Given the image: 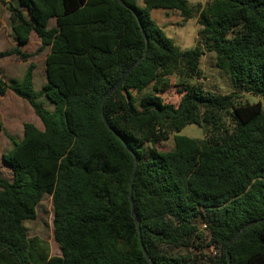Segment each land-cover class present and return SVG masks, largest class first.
Wrapping results in <instances>:
<instances>
[{
	"label": "trees",
	"instance_id": "1",
	"mask_svg": "<svg viewBox=\"0 0 264 264\" xmlns=\"http://www.w3.org/2000/svg\"><path fill=\"white\" fill-rule=\"evenodd\" d=\"M0 2L8 3L16 42L0 50V59L27 60L32 54L21 46L32 33L40 42L33 53L48 48L37 91L32 63L20 81L7 83L0 71V96L9 89L27 100L42 125L24 122L21 140L9 137L12 147L1 155L12 177L0 172V264H151L128 199L133 154V207L153 264H189L188 252L180 250L196 242L220 250L210 264H228L225 246L232 235L264 217V0ZM152 9L176 11L182 21L196 16L195 45L175 48L151 18ZM50 19L55 25L48 28ZM211 50L233 92L185 88L176 105L136 107L131 91L156 89L172 73L200 78V59ZM144 51L103 104L112 131L101 118V100ZM236 92L259 99L239 103ZM41 96L51 108L37 101ZM188 124L203 128L200 141L179 134ZM170 134L172 147L158 150ZM44 194L51 196L59 248L49 257L23 225L35 218ZM228 253L231 264H264V221L246 227Z\"/></svg>",
	"mask_w": 264,
	"mask_h": 264
},
{
	"label": "rangeland",
	"instance_id": "2",
	"mask_svg": "<svg viewBox=\"0 0 264 264\" xmlns=\"http://www.w3.org/2000/svg\"><path fill=\"white\" fill-rule=\"evenodd\" d=\"M187 1L191 5H196L201 4L206 0ZM10 3L17 5L15 0H11ZM138 3L141 5L140 0H138ZM7 6V2L5 5L0 3V16L2 18L5 13L8 15ZM168 15L165 16L162 12L156 11L153 14V18L158 25L161 24L160 26L162 27L163 32L172 40L175 48L183 49L194 46L197 40V30L199 29L196 16L191 20L182 21L176 11H170L168 12ZM7 18L3 19L5 23H8ZM6 47H10V45L6 44ZM32 48L33 43L23 47L24 50H31ZM45 52L46 50L36 54L32 53L33 55L31 56L32 59L35 60L36 65V74L34 75L35 78L33 83L35 91L39 90L44 81L45 73L41 57ZM6 63L7 60L1 62V70H3L2 67H4ZM15 66L17 67V71L21 72L23 67L20 65L22 68H18L17 64ZM25 67H27V63L25 64ZM199 68L202 71L200 78L190 79L181 76L180 74L172 73L168 75L165 78L166 81H162L156 89L147 86L139 92L131 91L129 95L132 96L136 107L140 108L145 102H155L158 104L170 103L176 105L185 88L198 87L204 91L218 94L220 96L234 91L228 73L219 70L215 66V52L213 50L204 52L199 62ZM6 80L9 81V79ZM234 98V101L239 103H253L259 99L258 96L254 94L239 92H236ZM37 101H42L44 106L51 108V105L44 96L37 98ZM0 116L3 126V130L0 131V172L4 178L10 180L12 177L11 169L1 157L3 152L8 151L12 147L9 137H12L18 143L22 138V124L24 122H30L38 128H42V125L27 100L17 96L11 92V90H9L7 94H4V96H0ZM179 134L187 135L200 141L204 137V130L202 127L188 124L181 129ZM172 137V134H170L169 138L158 143L156 148L161 151H167L170 149L173 143ZM145 147H149L148 144H146ZM51 221V196L44 194L36 207L35 218L32 220H25L23 225L28 237H35L40 241L39 246H41L43 254H45L46 257L59 255L58 245L53 239ZM196 245L198 247L192 245L188 250L185 248L180 250L181 253L188 252L189 258L187 259V262L189 264H210L212 258H215L213 259V262L218 259L220 250L217 248L203 247V245H200V242H196Z\"/></svg>",
	"mask_w": 264,
	"mask_h": 264
},
{
	"label": "crops",
	"instance_id": "3",
	"mask_svg": "<svg viewBox=\"0 0 264 264\" xmlns=\"http://www.w3.org/2000/svg\"><path fill=\"white\" fill-rule=\"evenodd\" d=\"M5 1H8V0H5ZM10 1L11 0H9V2ZM15 2L17 3V0H15ZM5 4H6V2H5ZM156 11L157 12H162V14H164L165 16L168 15V13H166L162 9H152L150 11V15H151V18L154 21H155V19L153 18V14ZM7 16L8 15L6 13L3 15V18L0 16V50H5V49L11 48V47L16 45V42L14 41V39L12 38V36L10 34V27H9L8 23H5L4 20H3L4 18H7ZM54 25H55L54 19H50L48 21V23H47V27L48 28L53 27ZM30 43H33V48L31 50H24L23 47L28 45V44H30ZM6 44L10 45V47H6ZM39 44H40L39 39L32 33L30 35V37H29L28 43L25 44L24 46H21V50L24 51V52L32 54L35 51V49L38 47ZM44 50H46V52L42 55V57L40 56L42 58L43 62H44L45 55L48 52V48H45ZM31 56L27 60H24V61L19 59V58H17L16 56H8V57L1 58L0 59V71H1V74L3 75V79L7 83H10L12 81H20L22 79L24 73H25L26 68H27V67H25V64L27 63V66H28L29 63H32L33 64V69L31 71V74H32V85H33L34 78H35L34 75L36 74V68H35L36 65H35V60H33ZM5 60H7V63H6V65H4V67H2L3 70H1V66H2L1 62L5 61ZM16 64H17L18 68H22L23 67L21 72L17 71V67L15 66ZM20 65L22 67H20ZM43 66H44V63H43ZM6 79H9V81H7ZM33 88H34V86H33ZM8 91H9V89L5 92V94H7Z\"/></svg>",
	"mask_w": 264,
	"mask_h": 264
},
{
	"label": "water",
	"instance_id": "4",
	"mask_svg": "<svg viewBox=\"0 0 264 264\" xmlns=\"http://www.w3.org/2000/svg\"><path fill=\"white\" fill-rule=\"evenodd\" d=\"M119 3L121 5H125V3L123 2V0H118ZM133 15L135 16L139 26H140V30H141V33L145 39V41L147 42L146 40V36H145V32L143 30V27L141 26V23H140V20L138 19V16L136 14V12H133ZM146 54V51H144V53L138 57L133 63H131L128 68L126 69V71L123 73V75L117 80V82L112 85L107 91L106 93L104 94L102 100H101V104H100V114H101V118L105 124V126L112 130L110 125L108 124L107 122V119L105 118L104 116V113H103V104L106 100V98L116 89L117 86H119L123 80L126 78V76L128 75V73L131 71V69L141 61V59L145 56ZM113 131V130H112ZM115 133V132H114ZM117 135V133H115ZM118 137L121 139L122 143L124 145L125 144V141L123 140V138L121 136L118 135ZM129 149V148H128ZM133 154V152H131ZM136 169H137V158L135 157V155L133 154V170H132V174H131V178H130V183H129V192H128V199H129V204H130V210H131V215L134 219V222H135V226H136V230L138 232V239H139V243H140V246H141V249L143 251V254L145 256V258L151 263L153 264V262L150 260V257H149V254L147 253L142 241H141V232H140V225H139V221L137 219V216H136V213L134 211V207H133V200H132V186H133V181H134V178H135V174H136ZM264 221V217H261V218H256V219H253V220H250L248 221L247 223H245L242 227H240V229H238L233 235L232 237L229 239V241L227 242L226 246H225V251H226V259H227V262L228 264H231V261H230V256H229V253H228V247L230 245V243L248 226H250L251 224H256V223H259V222H263Z\"/></svg>",
	"mask_w": 264,
	"mask_h": 264
},
{
	"label": "built area",
	"instance_id": "5",
	"mask_svg": "<svg viewBox=\"0 0 264 264\" xmlns=\"http://www.w3.org/2000/svg\"><path fill=\"white\" fill-rule=\"evenodd\" d=\"M209 248V247H208Z\"/></svg>",
	"mask_w": 264,
	"mask_h": 264
}]
</instances>
